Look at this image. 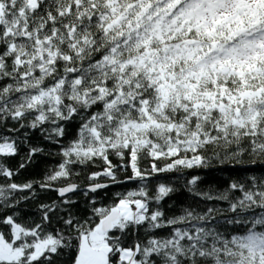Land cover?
<instances>
[{
	"label": "snow or ice",
	"instance_id": "snow-or-ice-1",
	"mask_svg": "<svg viewBox=\"0 0 264 264\" xmlns=\"http://www.w3.org/2000/svg\"><path fill=\"white\" fill-rule=\"evenodd\" d=\"M0 264H264V0H0Z\"/></svg>",
	"mask_w": 264,
	"mask_h": 264
},
{
	"label": "trees",
	"instance_id": "trees-1",
	"mask_svg": "<svg viewBox=\"0 0 264 264\" xmlns=\"http://www.w3.org/2000/svg\"><path fill=\"white\" fill-rule=\"evenodd\" d=\"M42 146L49 147L48 142H46V141L43 142ZM50 150L55 151V148H50ZM17 159H19V158H17ZM53 163H54V160H52L51 158L43 157V156H37L35 163L28 169L27 172L22 173V176L29 175V176H34L38 179L40 177L41 173L43 172V170L45 169V167L50 166ZM126 187H130V185L112 186L108 190V195L110 196L112 193H114L116 191H121V190H123V188H126ZM100 195L104 196V193L102 192ZM42 196L44 198H47L48 196L55 198L56 193L55 192H49L47 194H42ZM185 197H186V193L181 191V192H178L173 197V201L184 200ZM173 201H166V203H172ZM78 206L83 207V201L82 200H78Z\"/></svg>",
	"mask_w": 264,
	"mask_h": 264
}]
</instances>
